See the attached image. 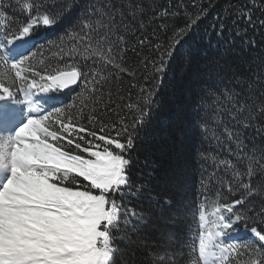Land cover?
<instances>
[{"label":"snow or ice","instance_id":"1","mask_svg":"<svg viewBox=\"0 0 264 264\" xmlns=\"http://www.w3.org/2000/svg\"><path fill=\"white\" fill-rule=\"evenodd\" d=\"M0 264H264V0H0Z\"/></svg>","mask_w":264,"mask_h":264},{"label":"trees","instance_id":"2","mask_svg":"<svg viewBox=\"0 0 264 264\" xmlns=\"http://www.w3.org/2000/svg\"><path fill=\"white\" fill-rule=\"evenodd\" d=\"M171 0H159V3L161 4H165V3H170ZM205 3L208 2V0H204ZM216 4L218 6H224L225 4L228 3V0H215ZM232 2L234 3H242L245 2V0H232ZM218 10V9H216ZM17 21L20 22L23 20V17L20 16L19 14H17L16 17ZM206 23H211V12L209 14V18L207 19ZM53 39L55 37H52ZM125 84H127V81H125ZM125 91L130 93L131 99L134 100L135 96H136V92L137 89L132 88V89H128L125 88ZM183 92L181 90V87L179 84L175 85L173 88H169L164 96V101H165V108L164 110L160 113L158 119V123L162 124V125H175L177 123V120L180 116V109H181V105L183 103ZM128 102L127 100L122 101L121 104ZM211 101H209L210 103ZM123 114V113H122ZM203 148L208 151V152H213L214 154H219L222 158L224 156H226L227 154L222 152V151H218L216 149V146L213 142L209 141L207 143H205L203 145ZM137 155L139 157V164H138V170L135 171V175L137 178L142 179L143 175L146 174L149 171V168L145 166V155L146 152L145 150L141 149L140 151L137 152ZM154 160H158V154L157 153H153V157ZM205 169L207 170H211V168H213L214 166L211 165L210 162H205L204 164ZM197 181H198V168L197 165L195 163H193V168L191 171V175L189 177V183H190V194L191 196L195 199L198 198V194H197ZM136 205V201L132 200L131 203L129 204L130 207H133ZM259 227V226H258ZM196 229V225L195 223H193V230L195 231ZM243 230H241L242 232ZM244 238V237H242Z\"/></svg>","mask_w":264,"mask_h":264}]
</instances>
